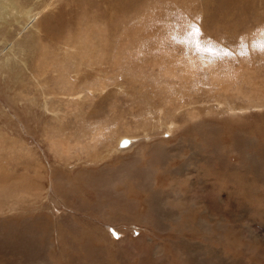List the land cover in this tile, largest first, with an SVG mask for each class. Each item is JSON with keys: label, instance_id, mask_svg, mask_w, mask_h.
Here are the masks:
<instances>
[{"label": "rangeland", "instance_id": "obj_1", "mask_svg": "<svg viewBox=\"0 0 264 264\" xmlns=\"http://www.w3.org/2000/svg\"><path fill=\"white\" fill-rule=\"evenodd\" d=\"M10 1L17 16L0 21V66L18 72L0 71V264H264V108L244 109L264 105V0ZM103 34L113 54L123 38L130 47L124 71L105 64L109 81L95 83V65L92 81L55 84L56 93L40 84L44 70L54 84L75 69L56 53ZM169 50L198 59L192 80L176 72L170 82ZM224 71L235 81L212 85ZM177 82L184 98L166 102ZM100 130L110 146L90 157L85 136ZM134 130L138 143L116 152ZM55 141L73 157L63 161Z\"/></svg>", "mask_w": 264, "mask_h": 264}, {"label": "bare ground", "instance_id": "obj_2", "mask_svg": "<svg viewBox=\"0 0 264 264\" xmlns=\"http://www.w3.org/2000/svg\"><path fill=\"white\" fill-rule=\"evenodd\" d=\"M15 1H18V0H15ZM37 1H39V0H37ZM43 2V1H42ZM1 3H3V4H1ZM83 4V3H82ZM36 5V4H35ZM38 7V6H37ZM47 7V6H46ZM48 8V7H47ZM83 8V7H82ZM113 8V7H112ZM37 9V8H36ZM80 9V8H79ZM115 9V8H114ZM45 10V9H44ZM44 10H41V11H38L39 13L37 14V15H35L34 17H33V20H35V19H38L39 18V16L41 15V13L44 11ZM89 10V9H88ZM95 13H96V11H95ZM19 14V13H18ZM71 14V13H70ZM5 15H7V22L9 23L10 22V19H9V17L11 18V20H13L16 16H17V10H16V8L14 7V5H13V2H11L10 0H9V2H7V1H5V0H0V17H1V22H3L2 20H3V18H5ZM66 15V14H65ZM72 15V14H71ZM49 17V16H48ZM64 17V16H63ZM52 18V17H51ZM112 18V17H111ZM40 19V18H39ZM65 19V18H64ZM67 19V18H66ZM6 22V23H7ZM33 22V21H32ZM38 22V21H37ZM5 23V24H6ZM34 23H36V22H34ZM63 23H65V22H63ZM57 25H61L60 23L59 24H57ZM63 25V27H65L66 28V26L64 25V24H62ZM72 25V24H71ZM86 25V24H85ZM98 25H99V23H98ZM32 26V25H31ZM68 27V26H67ZM86 27V26H85ZM84 27V28H85ZM33 28H35L34 30H37L39 27H37V26H35L34 25V27ZM32 28V29H33ZM48 28V27H47ZM62 29V28H61ZM71 29V28H70ZM55 30V29H54ZM105 30H106V27H105ZM67 31V30H66ZM7 32V31H6ZM47 32V31H46ZM57 32H58V30H57ZM65 32V31H64ZM162 32V31H161ZM82 33H83V31H82ZM85 33H87V32H85ZM109 33V32H108ZM120 33V32H119ZM67 34V33H66ZM40 36H42L41 35V33L39 34ZM64 35V34H63ZM74 35V34H73ZM83 35H85V36H87V37H89L90 38V34H83ZM83 35H82V37H83ZM93 35V34H92ZM92 35H91V38H92ZM96 35V34H95ZM104 35V36H103ZM102 36H101V39H99V42H95V41H92L91 43H92V45H84L82 42H81V40H75L74 42H72V44H70V45H68L67 46V50H64L63 51V53H54L55 54V56H56V60H57V63H67V62H69V61H71L72 59H73V57H74V59H75V61H76V65H74V68L75 69H73V68H67V72H65L64 70L65 69H61V71H62V78L61 79H59V80H57V82H55L54 84H52L49 80H48V73L46 74V70H44L45 72L44 73H42V76L44 77V78H42L41 77V79H40V84H42V82H44V83H47L46 85H47V87H48V89H47V91L48 92H52V93H56V91H55V88H56V85L55 84H58V83H61L60 85L63 87L64 85H70V90H72V89H74L73 88V86H75L74 84H75V80L76 79H79V78H81V76H86L85 77V79L87 80V79H89L88 78V76L90 75V70H94V68H95V65H98V67L101 65V67H100V69H97L98 71H96L95 72V70L93 71V72H95V73H93V76H94V78H96L95 79V83H97L98 82V80L99 81H101L103 84H106L109 80L107 79V77L108 76H106L105 75V73L103 72V66H105V64H106V66L108 65V64H111V66L113 67V68H111V69H113V71H115L116 73L118 72L117 70L118 69H121V70H123V65H122V57L124 56H128V58L127 59H130V55H129V53H128V51H129V49H130V47H126L127 49H121V47L120 46H122V45H124V44H126L127 42L124 40V38L122 39V41L121 42H119V48H118V51L115 53L114 52V54H113V52H112V50H110V49H107L108 48V39H107V37L108 36H106L105 34H103ZM108 35H110V34H108ZM130 36H131V41H133V39L135 38L134 36H133V34H129ZM72 36V35H71ZM78 37H79V35H78ZM81 37V38H82ZM59 38L61 39V36H59ZM58 38V39H59ZM69 38V37H68ZM94 38V37H93ZM117 38V37H116ZM66 39V38H65ZM64 39V40H65ZM84 39V38H83ZM87 40H89L88 38H86ZM114 39V38H113ZM127 39H129V37L127 38ZM97 40V39H96ZM83 41V40H82ZM86 43V42H85ZM136 43V42H135ZM146 43V42H145ZM155 43H157V41L155 42ZM159 43H161V41L159 40V42H158V44ZM17 44H19V43H17ZM42 44V43H41ZM50 44V43H49ZM90 44V43H89ZM115 44V43H114ZM163 44V43H162ZM19 46V45H18ZM43 46H45V45H43ZM149 46H150V44H149ZM160 46V45H159ZM166 46V45H165ZM36 47V46H35ZM51 47V46H50ZM147 47H148V45H147ZM151 47V46H150ZM158 47V46H157ZM40 48H42V47H40ZM162 48V47H161ZM167 48V47H166ZM28 49V48H27ZM32 49H34V48H32ZM53 49V48H52ZM61 49V48H60ZM132 49L135 51H137V52H139V47L138 46H132ZM150 49H152V47L150 48ZM149 49V47L147 48V50H150ZM79 50V51H78ZM110 50V51H109ZM162 51L164 50V49H161ZM166 50V49H165ZM43 51V50H42ZM61 51V50H60ZM116 51V50H115ZM170 51V58H169V60H167L169 63V69H168V71L166 72V76H170L171 74L172 75H174V74H176V72H180V73H182L184 76H187L188 74H189V76L187 77L189 80H192L193 79V77L192 76H194V73H195V71H197V68H199L200 67V63H198V59H196V57L193 55V56H188L189 58H187V59H183L182 58V56L179 58V59H173V56H174V54H176L175 53V51H173V50H169ZM172 51L174 52L173 53V55H172ZM52 52H54L53 50H52ZM167 52V53H166ZM38 53H39V51H38ZM41 53V52H40ZM152 53L154 54V52H153V50H152ZM168 54L169 55V53H168V50L167 51H163V54L160 52V53H157V55H159V54H161V55H164V54ZM31 55V54H30ZM133 55H135V54H133ZM133 55H132V57H133ZM154 55H156V54H154ZM161 55H159L161 58H162V56ZM167 55V56H168ZM114 57V58H113ZM158 56H156V58H157ZM40 59V58H39ZM125 59V58H124ZM155 60V59H154ZM160 60V59H159ZM184 60H186V61H184ZM200 61V60H199ZM126 62H127V60H126ZM41 64L40 65H43L44 63H42V62H40ZM129 64V63H128ZM167 64V63H166ZM6 64H3V65H1L0 66V68H1V73L3 74V71H5L6 73H4V76H5V78H7L9 75H11V72L9 71V70H14L15 72H18V70H17V68L16 67H10L9 65L8 66H5ZM125 65V64H124ZM35 66V65H34ZM45 66H48V64H45ZM205 66V65H204ZM37 67H38V65H37ZM132 67V66H131ZM213 67H214V65H213ZM217 67V66H216ZM47 68V67H46ZM50 71L52 72V76L53 77H55L56 75H58V72H56V71H54V66H52V65H50ZM128 68V67H127ZM167 68V67H166ZM212 68V67H211ZM218 68V67H217ZM106 69V68H105ZM110 69V68H109ZM117 69V70H116ZM221 70V69H220ZM71 71H75L76 73H72ZM106 71V70H105ZM124 71V70H123ZM189 71H191L192 73H189ZM229 71V70H228ZM101 72H102V74H101ZM114 72V74L116 75V73ZM215 72V71H214ZM220 72V71H219ZM36 73V72H35ZM179 73V74H180ZM213 73V72H212ZM212 73H211V75H212ZM221 73V72H220ZM38 74V73H37ZM51 74V73H50ZM118 74H119V72H118ZM123 74V73H122ZM20 74H18V76H19ZM88 75V76H87ZM92 75V74H91ZM90 75V79H91V81L94 79L93 78V76H91ZM114 75V78H112L111 80H114L115 81V79L117 78L116 76ZM40 76V75H39ZM52 76H50V77H52ZM113 76V75H112ZM121 76V75H120ZM111 77V76H110ZM175 77V75L173 76V77H170V82H176V81H178V80H180V79H176V77ZM38 78V77H37ZM109 78V77H108ZM133 79H134V77H132ZM136 78V77H135ZM30 79V78H29ZM186 79V78H185ZM184 79V80H185ZM233 79H234V81H235V78L233 77V76H231V74L230 73H228L227 71H224V76H218V73H215V74H213V76H212V79H211V84L212 85H215V84H217V86H218V88H219V86L220 87H228V84L230 83V82H234L233 81ZM13 80H15V79H13ZM21 81V80H20ZM26 81H27V79H26ZM159 81V80H158ZM28 82V81H27ZM111 82V81H110ZM116 82V81H115ZM29 83V82H28ZM32 83H34L35 84V81L33 80V82ZM101 83V84H102ZM180 82H177V84H171V85H169V83H167V88H166V91H164L165 93H166V96H162L161 94H159L158 93V95H160V96H162V99L164 98V100L167 102L168 101V99H170L171 98V96L174 94V99L173 100H180L179 98H178V96L179 97H182V98H184V95H183V91H182V89H184V88H182V85L181 84H179ZM18 86H19V84H20V82H17L16 83ZM186 85V84H185ZM26 86V85H25ZM33 86H35V85H30V87H33ZM159 86V85H158ZM88 87V89L89 88H92V85H88L87 86ZM157 87V86H156ZM260 87V86H259ZM12 88H14V87H12ZM85 88V87H84ZM170 88V89H169ZM35 89H38V92H40V86H38L37 88H35ZM60 89H61V87H60ZM87 89V88H86ZM161 89H163V90H165V87H162ZM178 89H180L181 91H179ZM23 90H25V89H23ZM22 90V91H23ZM262 90V89H261ZM261 90H259V92L258 93H260V91ZM69 91V90H68ZM173 91H174V93H173ZM258 91V90H257ZM70 92V91H69ZM98 92V91H97ZM99 92H104V90H101V91H99ZM99 92H98V94H99ZM185 92H186V87H185ZM255 92V91H254ZM29 93H32V92H29ZM91 93H93V89H90L88 92H86V94H91ZM154 93H156V92H154ZM172 93V94H171ZM187 93V92H186ZM6 94H8V93H6ZM15 94V93H14ZM51 94V93H50ZM93 94H95V93H93ZM256 94V93H255ZM261 94H264V92L262 91L261 92ZM261 94H259V97H258V99L260 98V96H261ZM28 95V94H27ZM26 95V96H27ZM253 95V94H252ZM258 95V94H257ZM18 96H19V94H18ZM25 96V95H24ZM83 96V97H82ZM82 96H80V99H82V98H84V94L82 95ZM88 96V95H87ZM98 96V95H97ZM250 96V95H249ZM82 97V98H81ZM85 97H86V95H85ZM173 97V96H172ZM53 99L54 98H57V95H55V94H53V97H52ZM257 99V97H255V95H254V97H253V101H255L256 99ZM264 98V97H263ZM8 99H9V97H8ZM17 99H19V98H17ZM28 100H29V102H32V103H34V105L36 104V97L34 96V95H31V94H29V96H28ZM82 100H84V99H82ZM88 100V99H87ZM262 101V100H261ZM251 102H252V100H251ZM258 102V101H257ZM13 103V102H12ZM64 103V102H63ZM83 103V105L86 103V99H85V101H83L82 102ZM183 103V102H182ZM264 103V102H263ZM184 104V103H183ZM219 105H220V103H218ZM42 105V104H41ZM40 105V106H41ZM56 105H58V104H54V102H53V104L51 105L52 106V108H53V110H56ZM62 105H64V104H62ZM83 105H82V107H83ZM43 106V105H42ZM41 106V107H42ZM32 107V106H31ZM59 108H60V106H58ZM81 106H80V108H82ZM251 107V108H250ZM250 107H248V108H244L245 109V111H250V110H252L253 108H258V109H263L264 108V105L263 106H259L258 104H254V105H251L250 104ZM1 108V107H0ZM51 108V109H52ZM164 108V107H163ZM163 108H161L159 111L160 112H158V114H161L162 113V115H164L166 112H164L165 110V108L163 109ZM194 108V107H193ZM28 109V108H27ZM163 109V110H162ZM189 109V108H188ZM209 109H210V111L212 110V109H215L214 108V104H212L211 106H209ZM233 109H234V111H233ZM244 109L243 108H240V109H237L236 111H235V108L234 107H231V106H228V108H227V110H228V112L230 111V112H232V113H234V112H238V113H243V112H245L244 111ZM52 110V111H53ZM61 110V109H60ZM232 110V111H231ZM0 111H3V110H0ZM32 111V110H31ZM37 112V111H36ZM54 112V111H53ZM60 112V111H59ZM33 113V112H32ZM34 113H35V110H34ZM1 114V113H0ZM193 116H191L192 118H195L196 117V111H194L193 110V112L191 113ZM33 115H35V114H33ZM42 116V115H41ZM166 116H168V114H166ZM165 116V117H166ZM37 117V116H36ZM42 117H44V116H42ZM60 119H62V116H60L59 117ZM201 118V117H200ZM44 119V118H43ZM34 120V119H33ZM169 121V120H168ZM32 122V121H31ZM30 122V123H31ZM169 122H172V123H170V125H168V127L171 129V130H173L174 131V129H175V126L177 125V123H176V121H174V120H172L171 121V119H170V121ZM159 123V122H158ZM160 124V123H159ZM157 125V124H156ZM61 126H63V124L61 125ZM156 127H160V125L159 126H156ZM60 129H62V128H59V127H56V126H53V128H52V134H53V132L55 131V133L56 132H58ZM135 132H134V136H131V137H121L120 138V140L118 141H116V142H118V144H119V146L117 147V149L115 150L116 152H118L119 150L120 151H126V150H128V149H130V148H132L133 146H134V144L135 143H138V140H140V138L141 137H136V135L138 134V133H136V132H138L137 130H134ZM87 133H89V132H87ZM107 133V132H106ZM3 134V133H2ZM90 134V133H89ZM162 134V133H161ZM166 134V133H165ZM138 135H140V134H138ZM85 137H87V139H89V142L87 143L88 144V151H87V153L86 154H88L90 157H94V158H98V157H100L101 156V150H100V143H105V146H107V147H109L110 145H107V137H109V136H107V134H105V132H104V130H100V131H97V132H95V131H93V132H91V135H89V136H85ZM83 138V137H82ZM2 139V138H1ZM68 139V138H67ZM113 139V138H112ZM86 140V139H85ZM252 140V139H251ZM56 143H57V141H55ZM109 142V141H108ZM56 148H57V150H58V152L60 153V157L62 158V160L63 161H68V159H70V157L72 156L71 154H72V152H73V149H72V147L71 146H68L66 143H63V142H58L57 143V145H56ZM115 148H112L111 150L113 151ZM54 151H56V150H54ZM7 154H8V152H7ZM79 155H81V154H79ZM78 155V156H79ZM82 156V155H81ZM73 157V156H72ZM71 157V158H72ZM61 160V159H60ZM140 175V174H139ZM55 210V209H54ZM154 212V211H153ZM132 250V249H131Z\"/></svg>", "mask_w": 264, "mask_h": 264}]
</instances>
